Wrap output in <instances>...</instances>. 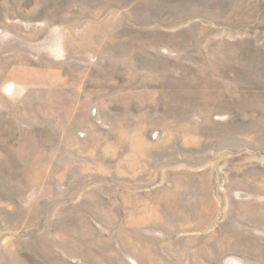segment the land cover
<instances>
[{
    "label": "rangeland",
    "instance_id": "374dc122",
    "mask_svg": "<svg viewBox=\"0 0 264 264\" xmlns=\"http://www.w3.org/2000/svg\"><path fill=\"white\" fill-rule=\"evenodd\" d=\"M0 264H264V0H0Z\"/></svg>",
    "mask_w": 264,
    "mask_h": 264
}]
</instances>
